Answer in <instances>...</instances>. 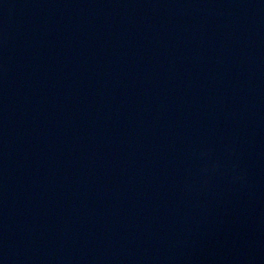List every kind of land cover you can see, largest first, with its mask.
Returning <instances> with one entry per match:
<instances>
[{
	"label": "water",
	"instance_id": "95a60500",
	"mask_svg": "<svg viewBox=\"0 0 264 264\" xmlns=\"http://www.w3.org/2000/svg\"><path fill=\"white\" fill-rule=\"evenodd\" d=\"M0 264H264V0H0Z\"/></svg>",
	"mask_w": 264,
	"mask_h": 264
}]
</instances>
